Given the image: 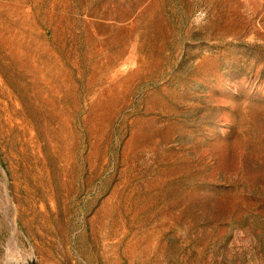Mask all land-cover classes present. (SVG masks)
<instances>
[{
    "label": "rangeland",
    "instance_id": "1",
    "mask_svg": "<svg viewBox=\"0 0 264 264\" xmlns=\"http://www.w3.org/2000/svg\"><path fill=\"white\" fill-rule=\"evenodd\" d=\"M0 264H264V0H0Z\"/></svg>",
    "mask_w": 264,
    "mask_h": 264
}]
</instances>
